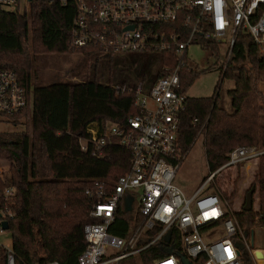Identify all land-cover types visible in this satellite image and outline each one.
Here are the masks:
<instances>
[{"label":"built area","instance_id":"1","mask_svg":"<svg viewBox=\"0 0 264 264\" xmlns=\"http://www.w3.org/2000/svg\"><path fill=\"white\" fill-rule=\"evenodd\" d=\"M61 1L73 4L69 48L168 53L177 61L173 67L163 66L161 75L147 88L138 85L129 89L138 113L126 118L123 127L110 120L93 121L77 136L80 152L96 159L109 144L122 147L128 154V167L109 187L106 179L93 178L83 189L90 202V221L82 227L84 244L76 264H121L127 258L143 264L139 255L151 245L163 255L146 264H180L177 247L192 264H243L242 256L250 264H258L256 252L264 256V228L243 231L238 226L227 202L208 189L212 174L190 193L176 186L173 179L185 154L176 138L185 95L177 88L188 44L197 42L198 36L216 42L228 39L224 64L239 30L264 46V0ZM30 2L23 0L20 9V0H0V10L26 12ZM28 102L31 98L15 72L0 68V119L12 120ZM262 153L264 150L255 145L235 146L227 152L222 167L255 160ZM11 192V187L4 188L3 197ZM126 196L131 202L130 209L124 211ZM120 211L128 220L124 237L108 230ZM8 214L0 208V233L7 230L1 222H7ZM216 228L221 230L217 235ZM0 264H14L11 246L0 245Z\"/></svg>","mask_w":264,"mask_h":264},{"label":"trees","instance_id":"2","mask_svg":"<svg viewBox=\"0 0 264 264\" xmlns=\"http://www.w3.org/2000/svg\"><path fill=\"white\" fill-rule=\"evenodd\" d=\"M72 14L73 4L61 0H31L28 10L22 13L0 10V68L13 70L31 98L11 120V125L20 123L23 128L0 131V158L7 163L0 171V208L9 213L6 223L14 264H76L84 244L82 227L90 221V202L83 189L93 178L106 179L109 187L128 167V154L122 147L109 144L102 157L96 159L80 152L77 136L93 121L110 120L123 127L126 118L138 113L129 90L134 85L122 86L123 91H116L110 84L83 80L31 86L30 53L65 52ZM197 42L214 57L218 55L214 39L198 36ZM76 52L88 56L99 50ZM159 58L160 68L151 82L161 75L163 66L177 63L168 53L159 54ZM219 72L220 83L227 80L231 85L224 94L218 86L210 96H185L176 133L181 151H187L201 133L209 171L224 164L227 152L235 146L255 145L264 150V46L256 44L245 30H239ZM199 73L184 59L177 90L184 94ZM257 159L250 186L253 193L256 191V207L233 212L243 231L264 228V153ZM6 187L12 192L4 198ZM221 198L229 207L232 193L223 192ZM127 226L128 220L120 211L108 230L124 237ZM176 251L182 255L180 247ZM162 255L151 245L140 253L139 260L146 264ZM241 259L243 264H250L244 256ZM121 264L137 263L127 258Z\"/></svg>","mask_w":264,"mask_h":264},{"label":"rangeland","instance_id":"3","mask_svg":"<svg viewBox=\"0 0 264 264\" xmlns=\"http://www.w3.org/2000/svg\"><path fill=\"white\" fill-rule=\"evenodd\" d=\"M22 1L20 0V9ZM227 41L228 39L217 42L218 55L215 57L197 42L188 44L185 52V61L195 65L200 70V73L185 89V96H210L218 86L220 87V93L224 94L225 90L231 85L227 80H223L220 83L219 78V65L224 63ZM26 45H28V41ZM78 50L81 49L68 48L65 52L42 51L35 54H31L29 51L32 73L31 86H41L52 82L64 83L83 80L110 84L114 86V89L124 85H139L142 88H146L160 68L159 54L155 52H111L109 56H103V53L97 52L84 56L76 52ZM261 87H264L263 80ZM22 128L23 126L20 123L11 125V119H0V131L19 130ZM201 139V133L197 134L189 149L185 151L173 183L184 192L190 193L201 181L206 180L212 174L211 178L207 180L208 189L215 191L218 195L220 194V197H222L223 192L232 193L229 208L232 212L238 211L243 204L244 194L253 181L258 159L245 161L234 167H222V164L209 171ZM6 164V161L0 158L1 170H4ZM136 203L137 199L133 202L134 208ZM255 207L256 191L252 194L251 208ZM254 229L262 230L261 227H255ZM220 232V228L214 230L215 235ZM10 241L8 230L0 233V245L9 247ZM258 243L261 244V236ZM258 257L260 258L258 264H264V256L258 254Z\"/></svg>","mask_w":264,"mask_h":264},{"label":"water","instance_id":"4","mask_svg":"<svg viewBox=\"0 0 264 264\" xmlns=\"http://www.w3.org/2000/svg\"><path fill=\"white\" fill-rule=\"evenodd\" d=\"M254 188L250 187L244 194L243 204L241 205V210L243 211H249L252 206V194H253ZM130 202L131 198L126 196L123 198V209L124 211H127L130 209ZM2 229H7V223L5 221L1 222ZM238 248H241V245L237 244ZM259 253L256 252V255ZM179 263L180 264H192L187 258H185L183 255H179Z\"/></svg>","mask_w":264,"mask_h":264},{"label":"crops","instance_id":"5","mask_svg":"<svg viewBox=\"0 0 264 264\" xmlns=\"http://www.w3.org/2000/svg\"><path fill=\"white\" fill-rule=\"evenodd\" d=\"M151 83H152V82H151ZM151 83H149V84H148V86H149ZM148 86H147V87H148ZM147 87H146V88H147ZM261 88H262V90H263V93H264V87H261Z\"/></svg>","mask_w":264,"mask_h":264},{"label":"bare ground","instance_id":"6","mask_svg":"<svg viewBox=\"0 0 264 264\" xmlns=\"http://www.w3.org/2000/svg\"><path fill=\"white\" fill-rule=\"evenodd\" d=\"M260 237V236H259Z\"/></svg>","mask_w":264,"mask_h":264}]
</instances>
